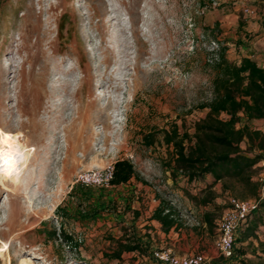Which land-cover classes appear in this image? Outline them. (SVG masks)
<instances>
[{"label": "rangeland", "instance_id": "rangeland-1", "mask_svg": "<svg viewBox=\"0 0 264 264\" xmlns=\"http://www.w3.org/2000/svg\"><path fill=\"white\" fill-rule=\"evenodd\" d=\"M243 5L258 11L256 0H0V151L15 160L0 179V264H79L58 242L43 243L37 228L53 219L71 185L103 184L117 159L129 160L144 182L121 190L155 248L216 256L214 226L186 198L180 204L191 215L182 211L176 229L162 232L148 217L158 197L170 198L160 130L176 123L191 133L211 97L216 58L208 59L237 60L240 36L256 43L254 14ZM149 131L153 144L145 147ZM259 177L264 161L251 174L256 186ZM228 183L230 190L213 188L216 205L252 197Z\"/></svg>", "mask_w": 264, "mask_h": 264}, {"label": "trees", "instance_id": "trees-1", "mask_svg": "<svg viewBox=\"0 0 264 264\" xmlns=\"http://www.w3.org/2000/svg\"><path fill=\"white\" fill-rule=\"evenodd\" d=\"M248 45V39L241 36L234 41L237 50ZM259 56L264 59L263 54ZM212 68L211 97L200 103L205 113L193 121L192 132L176 123L160 130L167 152L162 167L170 179L163 194L170 198L158 197L148 220L156 222L162 232L180 226L182 211L191 215L180 204L182 198L194 203L201 222L215 228L219 216L215 219L213 213L227 207L212 201L217 183L230 190L228 181H233L252 197L256 194L251 174L264 160V65L247 53L239 52L237 61L217 53ZM154 135V131L142 135L145 147L153 144ZM242 141L244 149L239 145ZM132 179L143 182L129 160L117 159L103 184L75 182L55 206L54 220L37 228L42 242H58L79 264H130L134 259L137 264H168L153 256L161 249L152 245L147 231L135 225L139 212L131 209L130 194L121 190ZM260 237L264 238V196L234 229L230 256H215L203 264H264Z\"/></svg>", "mask_w": 264, "mask_h": 264}, {"label": "built area", "instance_id": "built-area-1", "mask_svg": "<svg viewBox=\"0 0 264 264\" xmlns=\"http://www.w3.org/2000/svg\"><path fill=\"white\" fill-rule=\"evenodd\" d=\"M236 2L243 3L245 0H235ZM215 2L212 1L211 5ZM245 15L251 14L253 11L251 8L243 5L241 8ZM216 44L211 42L209 50L214 52ZM213 58L208 59L212 62L217 57L216 53L213 54ZM264 161V160H263ZM111 167L106 173L104 182L107 180L110 174ZM264 178H257V188L255 196L249 199H238L235 197H227L225 204L226 209L223 210L221 215L218 217L215 223L216 236L214 240V250L216 256L228 257L231 254V242L232 234L237 225L244 219V217L253 209L256 208L257 202L264 196ZM153 256L161 261L168 264H203L208 259L200 254H193L184 257H176L165 250L154 251Z\"/></svg>", "mask_w": 264, "mask_h": 264}, {"label": "crops", "instance_id": "crops-1", "mask_svg": "<svg viewBox=\"0 0 264 264\" xmlns=\"http://www.w3.org/2000/svg\"><path fill=\"white\" fill-rule=\"evenodd\" d=\"M256 2L259 4L258 5V11L254 12L252 9V14H254L252 17L255 21V23H253V26L251 28L252 30V34H254V41L256 40V43H252V41H248V43L252 44V46L248 45L246 48L244 49H239L238 52L240 53H247V55H249L250 57L256 59V62L258 65L263 66L264 65V59L262 56H259L261 54L264 55V0H256ZM249 23V22H248ZM247 30L246 32H248V29H244ZM244 35L249 36V34L244 33ZM255 49V50H254ZM237 61V60H235ZM264 129V127H263ZM241 147V146H240ZM263 161L259 162L257 164V166H260V164H262ZM218 183L214 186L217 187ZM260 240H264V238L260 237Z\"/></svg>", "mask_w": 264, "mask_h": 264}, {"label": "bare ground", "instance_id": "bare-ground-1", "mask_svg": "<svg viewBox=\"0 0 264 264\" xmlns=\"http://www.w3.org/2000/svg\"><path fill=\"white\" fill-rule=\"evenodd\" d=\"M27 9V8H26ZM31 11V6L29 5L28 7V11ZM27 12V11H26ZM27 14V13H26ZM30 14V13H29ZM27 16V15H26ZM31 17V15H29ZM27 16V17H29ZM30 28V27H29ZM15 160H14V155L13 153H5L3 154V161H2V167H3V171L2 173H0V179L2 178H6L7 176H9V172H10V167L13 166ZM3 250H5V248L3 249H0V252H2ZM3 253V252H2ZM29 259L28 258H23L22 260H20V263L19 264H22V261H28ZM23 262V263H24Z\"/></svg>", "mask_w": 264, "mask_h": 264}, {"label": "snow or ice", "instance_id": "snow-or-ice-1", "mask_svg": "<svg viewBox=\"0 0 264 264\" xmlns=\"http://www.w3.org/2000/svg\"><path fill=\"white\" fill-rule=\"evenodd\" d=\"M2 161H3V152L0 151V173H2V171H3Z\"/></svg>", "mask_w": 264, "mask_h": 264}]
</instances>
